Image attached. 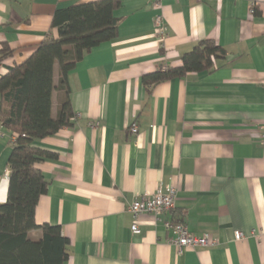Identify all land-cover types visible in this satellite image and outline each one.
Wrapping results in <instances>:
<instances>
[{
  "label": "crops",
  "instance_id": "1",
  "mask_svg": "<svg viewBox=\"0 0 264 264\" xmlns=\"http://www.w3.org/2000/svg\"><path fill=\"white\" fill-rule=\"evenodd\" d=\"M91 1L0 0V55L12 51L0 61V77L47 36L58 37V9ZM119 2L117 37L88 51L67 76L74 124L36 141L57 154L36 163L49 182L36 223L61 226L70 240L65 264H264V0ZM205 39L227 51L214 69L144 86V75L164 63L180 66ZM58 77L55 65V86ZM63 98L54 90V118ZM2 104L0 93V116ZM14 137L0 117V202ZM171 184L177 203L163 220L181 218L217 246L180 253L148 212L133 234L129 205Z\"/></svg>",
  "mask_w": 264,
  "mask_h": 264
},
{
  "label": "trees",
  "instance_id": "2",
  "mask_svg": "<svg viewBox=\"0 0 264 264\" xmlns=\"http://www.w3.org/2000/svg\"><path fill=\"white\" fill-rule=\"evenodd\" d=\"M119 1L96 0L58 9L52 23L58 37L47 36L25 61L8 67L0 77L1 124L15 134L7 199L0 202V264H65L69 258L70 240L61 226L38 225L35 220L38 199L49 186L36 163L57 157L38 147L36 141L74 124L67 76L88 51L117 37L120 20L113 14ZM226 52L214 40H201L182 55L180 66L164 63L144 75V86L150 88L189 72L214 69ZM10 54L12 51L5 49L0 61ZM55 65L59 67L57 86L53 78ZM56 89L64 98L54 118L51 102ZM36 230L41 234L33 238Z\"/></svg>",
  "mask_w": 264,
  "mask_h": 264
},
{
  "label": "built area",
  "instance_id": "3",
  "mask_svg": "<svg viewBox=\"0 0 264 264\" xmlns=\"http://www.w3.org/2000/svg\"><path fill=\"white\" fill-rule=\"evenodd\" d=\"M157 37L163 38L166 35L164 19L161 14H157L154 20ZM264 82V80H263ZM261 143L264 145V123L261 126ZM131 132L137 133L138 126L132 122ZM15 137L11 140H13ZM178 188L174 184L160 185L153 193H144L138 196L127 208L132 214L134 222L131 225L133 234H140L141 229L138 221L142 213H152L158 222H163L166 230L172 232L169 239L171 244L177 246L178 251L182 253L185 249H193L197 247H214L219 244L217 238H210L207 235L197 236L189 231L187 224L181 218L163 220L164 215L175 209L177 203ZM243 238L241 231H235V239L239 241Z\"/></svg>",
  "mask_w": 264,
  "mask_h": 264
}]
</instances>
